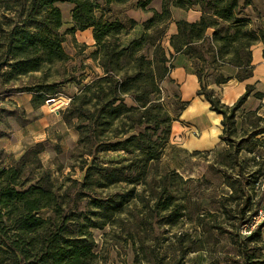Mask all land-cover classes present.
Listing matches in <instances>:
<instances>
[{"label":"trees","instance_id":"obj_1","mask_svg":"<svg viewBox=\"0 0 264 264\" xmlns=\"http://www.w3.org/2000/svg\"><path fill=\"white\" fill-rule=\"evenodd\" d=\"M132 1L0 0V62L6 61L0 70V101L12 93L28 92L37 108L60 96L62 85L76 82L78 92L70 96L61 113L79 133L80 155L92 157L83 161L85 174L80 181L92 190L123 182H146L147 164L161 159L176 119L162 100V84L178 55L190 59L201 82L198 94L205 96L212 110L223 115L221 140L240 134L242 144L264 135V116L257 110L243 113L242 128H237V111L253 93V85L228 106L205 83V77L214 71V83L227 82L229 77L220 72L225 65L236 67V76L241 80L252 75L251 47L256 41H264V29L245 28L247 19L241 13L249 1L162 0L158 10L148 8L153 0H137L134 7L151 13L142 23L125 13L124 7ZM65 2L73 4V26L69 31L93 30L94 50L89 56L100 71L86 83L75 67L61 72L71 60L62 32L65 21L60 4ZM116 6L124 9L116 10ZM193 7L201 11L199 20L191 22L175 16L176 9L188 11ZM173 22L177 31L169 36L167 50L163 41ZM138 25L142 26L140 35L123 40L122 36ZM247 50L243 58L241 51ZM231 52L236 58L226 61L225 55ZM37 73L41 76L34 82H20ZM256 96L264 94L257 92ZM181 103L182 111L186 103ZM1 112L16 115L19 109L0 107V117ZM259 142L264 143V139ZM43 150L44 143L38 142L17 159L0 150V264H94L97 254L92 229L107 226L124 202L134 197L133 189L105 198L94 196L89 202L91 215L84 214L79 208L82 197L74 199L68 189L62 190L44 168L39 157ZM108 151L124 152L129 159L100 162L99 153ZM238 168L242 172L240 165ZM262 200L263 196L256 202L253 215L239 222L240 228L258 214ZM168 204L164 203L163 208L168 209ZM263 226L264 221L250 234H243L245 240H256ZM254 250L245 244L240 264H264V253ZM187 254L182 252L181 259Z\"/></svg>","mask_w":264,"mask_h":264},{"label":"rangeland","instance_id":"obj_2","mask_svg":"<svg viewBox=\"0 0 264 264\" xmlns=\"http://www.w3.org/2000/svg\"><path fill=\"white\" fill-rule=\"evenodd\" d=\"M136 1L124 7L127 9L125 13L142 23L151 13L134 7ZM248 1L250 4L244 6L241 13V17L247 19L245 28H263L264 0ZM60 7L65 21L62 28L66 37L64 47L71 57L70 62L61 67V72L75 67L86 83L100 71L89 56L94 50L93 30L69 31L73 26V6L65 2ZM150 7L160 9L161 0H153ZM122 8L115 7L116 10ZM175 16L182 17L177 13ZM170 26L163 41L167 50L172 34ZM141 30L139 25L136 32L131 31V38ZM212 32L210 29L209 34ZM122 38L127 41V35ZM248 51H241V56L245 58ZM235 58L236 54L231 52L224 59ZM40 76L41 73H37L20 82H34ZM214 80L215 71L205 77L207 86ZM60 88V96L37 108L28 92L12 93L0 101V107L19 109L16 115L1 112L0 150L17 159L28 147L43 142L44 150L39 157L44 168L62 190L68 189L74 199L82 197L79 208L84 214L91 215L93 208L89 202L94 196L105 198L133 189L134 197L124 202L122 210L107 226L92 229L97 254L94 264H240L245 244L256 253H264V226L256 240L247 241L243 236L246 235L243 233L245 224L241 228L239 224L243 218L254 214L261 196L263 200L258 209H264V143L259 142L264 135L242 144H239L242 141L240 134L234 135L222 146L200 152L184 150L170 137L161 159L147 164L146 182H123L92 190L80 183L85 174L81 168L83 161L92 157L80 155L79 133L64 121L61 113L68 106L70 96L78 92L79 85L68 82ZM162 100L171 117L176 118L183 105L179 87L170 75L162 84ZM248 122L246 120V128L250 130ZM238 145L241 146L239 150ZM123 159H129V155L121 151L99 153V161L106 164ZM138 165L141 166V162ZM239 165L242 172H239ZM168 202L169 208L164 209V203ZM184 251L188 254L182 260Z\"/></svg>","mask_w":264,"mask_h":264},{"label":"crops","instance_id":"obj_3","mask_svg":"<svg viewBox=\"0 0 264 264\" xmlns=\"http://www.w3.org/2000/svg\"><path fill=\"white\" fill-rule=\"evenodd\" d=\"M71 5L73 6V4ZM262 11L264 29V2ZM176 13L177 15L181 14L183 18L191 22L199 20L201 16V11L198 7H193L188 11L176 9L175 15ZM137 27L132 31L136 32ZM170 27L172 29L171 33H176L177 26L175 22L171 23ZM141 32L132 36V38L139 36ZM131 34L130 32L127 35V41L132 39ZM263 44L264 42L260 40L251 47V64L253 69L252 75L249 78L244 80L237 78L238 69L232 65H225L220 69V72L224 73L225 77H229L228 81L208 85L209 88L215 90V95L220 99L221 103L228 106H233L238 101L246 92L248 85L255 87L253 93L237 111L236 120L239 131L242 128L241 115L243 113L257 110L258 114L262 115L264 112V96L261 98L256 96L257 92L264 94ZM170 79L179 87L181 101L186 103L185 108L173 120L171 141L173 143L177 142L179 146L189 152L212 150L222 146L224 141L221 140L220 136L223 134V115L212 110L211 104L205 96L198 94V91L201 89V82L192 67L190 59L186 55L177 56L175 67L170 73Z\"/></svg>","mask_w":264,"mask_h":264},{"label":"built area","instance_id":"obj_4","mask_svg":"<svg viewBox=\"0 0 264 264\" xmlns=\"http://www.w3.org/2000/svg\"><path fill=\"white\" fill-rule=\"evenodd\" d=\"M264 45V44H263ZM70 100V98H69ZM264 220V209H260L258 211V214L253 216L251 222L249 224H245L246 230H244L243 233L245 234H250V232L253 230V228H255L261 221Z\"/></svg>","mask_w":264,"mask_h":264},{"label":"water","instance_id":"obj_5","mask_svg":"<svg viewBox=\"0 0 264 264\" xmlns=\"http://www.w3.org/2000/svg\"><path fill=\"white\" fill-rule=\"evenodd\" d=\"M5 64H6V61L0 62V70H1V67L4 66ZM53 100L50 99V101H53Z\"/></svg>","mask_w":264,"mask_h":264},{"label":"bare ground","instance_id":"obj_6","mask_svg":"<svg viewBox=\"0 0 264 264\" xmlns=\"http://www.w3.org/2000/svg\"><path fill=\"white\" fill-rule=\"evenodd\" d=\"M56 104H58V103H56Z\"/></svg>","mask_w":264,"mask_h":264}]
</instances>
